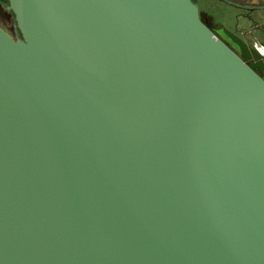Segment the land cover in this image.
Instances as JSON below:
<instances>
[{"label": "water", "instance_id": "95a60500", "mask_svg": "<svg viewBox=\"0 0 264 264\" xmlns=\"http://www.w3.org/2000/svg\"><path fill=\"white\" fill-rule=\"evenodd\" d=\"M6 7L0 264H264L255 44L192 0Z\"/></svg>", "mask_w": 264, "mask_h": 264}, {"label": "rangeland", "instance_id": "374dc122", "mask_svg": "<svg viewBox=\"0 0 264 264\" xmlns=\"http://www.w3.org/2000/svg\"><path fill=\"white\" fill-rule=\"evenodd\" d=\"M192 1L208 18L212 27L224 25L249 44L259 46V42L264 41V0ZM7 11L6 0H0V27L16 37L18 35L17 28L12 23L13 16Z\"/></svg>", "mask_w": 264, "mask_h": 264}, {"label": "flooded vegetation", "instance_id": "af4514ba", "mask_svg": "<svg viewBox=\"0 0 264 264\" xmlns=\"http://www.w3.org/2000/svg\"><path fill=\"white\" fill-rule=\"evenodd\" d=\"M6 4H7V0H6ZM250 8V7H249ZM8 9V8H7ZM199 10V9H198ZM7 12H9V13H11V15L13 16V13H12V11L10 10V9H8V11ZM201 14H202V16H203V18L205 19V21L211 26V24H210V22L208 21V18L205 16V15H203V13L202 12H200ZM13 25H14V19H13ZM14 27H15V25H14ZM226 27V26H225ZM229 29V28H228ZM17 30V35H18V37H20V33H19V31H18V29H16ZM16 36V35H15ZM243 39V38H242Z\"/></svg>", "mask_w": 264, "mask_h": 264}, {"label": "bare ground", "instance_id": "6f19581e", "mask_svg": "<svg viewBox=\"0 0 264 264\" xmlns=\"http://www.w3.org/2000/svg\"><path fill=\"white\" fill-rule=\"evenodd\" d=\"M257 46V48H258V50L260 51V49L259 48H264V46H261V45H256ZM262 53V52H261ZM262 54H264V53H262Z\"/></svg>", "mask_w": 264, "mask_h": 264}, {"label": "crops", "instance_id": "0c3cea01", "mask_svg": "<svg viewBox=\"0 0 264 264\" xmlns=\"http://www.w3.org/2000/svg\"><path fill=\"white\" fill-rule=\"evenodd\" d=\"M260 52L264 53V48H261V49H260Z\"/></svg>", "mask_w": 264, "mask_h": 264}, {"label": "built area", "instance_id": "2783aa9c", "mask_svg": "<svg viewBox=\"0 0 264 264\" xmlns=\"http://www.w3.org/2000/svg\"><path fill=\"white\" fill-rule=\"evenodd\" d=\"M256 45V44H255Z\"/></svg>", "mask_w": 264, "mask_h": 264}]
</instances>
